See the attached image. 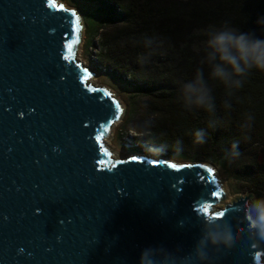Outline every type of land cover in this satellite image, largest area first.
I'll list each match as a JSON object with an SVG mask.
<instances>
[{
  "label": "water",
  "instance_id": "1",
  "mask_svg": "<svg viewBox=\"0 0 264 264\" xmlns=\"http://www.w3.org/2000/svg\"><path fill=\"white\" fill-rule=\"evenodd\" d=\"M80 21L56 0H0V264H138L149 246L184 257L205 219L237 240L203 264H264L251 193L223 203L206 163L111 156L103 138L122 109L75 58Z\"/></svg>",
  "mask_w": 264,
  "mask_h": 264
},
{
  "label": "trees",
  "instance_id": "2",
  "mask_svg": "<svg viewBox=\"0 0 264 264\" xmlns=\"http://www.w3.org/2000/svg\"><path fill=\"white\" fill-rule=\"evenodd\" d=\"M84 1L95 2L105 12L107 26L97 53L102 66L114 71L141 65L147 73L142 87L134 85L150 97L135 125L143 139L156 147L174 146L177 151L171 155L180 158L210 160L238 180L237 189L264 197V71L253 70L242 87L227 89L201 64L210 25L227 23L264 39V26L257 24L264 17V0ZM147 53L152 55L148 64L140 63ZM198 68L214 97L212 112L187 107L181 95V85L191 81ZM197 130L204 132L202 144L194 143ZM234 144L239 156L228 155Z\"/></svg>",
  "mask_w": 264,
  "mask_h": 264
},
{
  "label": "clouds",
  "instance_id": "3",
  "mask_svg": "<svg viewBox=\"0 0 264 264\" xmlns=\"http://www.w3.org/2000/svg\"><path fill=\"white\" fill-rule=\"evenodd\" d=\"M264 26V17L257 20ZM204 41V56L201 64H206L209 77L220 81L227 89L242 87L244 79L253 70L264 71V39L257 38L252 32H242L227 23L220 27L209 26ZM181 95L187 107L215 110L214 97L207 86L204 74L197 69L195 77L181 85ZM231 93L229 92V95ZM225 107H230L225 101ZM252 119L251 116L248 117ZM204 142L203 130L194 133V143ZM181 142L177 141L179 146ZM228 155L239 156L238 145L232 146ZM249 236L264 241V197L253 198L243 208ZM237 240V234L230 224L220 226L215 220L205 219L201 234L195 242L192 252L184 257H177L175 252L163 246H149L141 250L138 264H203L208 259V249L231 248Z\"/></svg>",
  "mask_w": 264,
  "mask_h": 264
},
{
  "label": "rangeland",
  "instance_id": "4",
  "mask_svg": "<svg viewBox=\"0 0 264 264\" xmlns=\"http://www.w3.org/2000/svg\"><path fill=\"white\" fill-rule=\"evenodd\" d=\"M59 2H61L64 7L75 10L80 17V24L83 28L81 29L80 43L78 44L75 58L78 61L81 60V63L86 65L91 72L95 73L94 77L86 81H91L90 84L92 85L107 87L109 92L113 93L111 95L117 100L119 105H122V113L119 121H117V124L112 130L109 129V139L103 138L104 145L111 149H115L113 152L114 155L111 156L121 159L128 155L150 153L149 155L154 158H165L174 163H206L211 165L217 179L223 181L226 192V198L223 200V203H230L229 200L231 197L246 192L252 194V199L255 198L251 190L237 189L236 187L239 184L238 180L228 175L227 171L220 165L213 164L210 160L203 158H180L171 155V153L177 151L174 150V146L161 145L163 143H159L156 147L147 143L146 139H143L144 133L138 132L135 128L140 114L146 109L147 102L150 99L149 95H146V92L138 90V88L142 87L144 78L147 80V77H143L145 75L147 76V73L145 74L141 65H138L136 68L124 66L121 70L116 69L113 71L105 65L102 66L99 62L97 53L101 49L100 34L107 26L105 25V12L100 8V5L93 1L84 0H56V4ZM151 56L150 53L143 55L140 57V63L148 64ZM113 74L115 77L119 76L120 79L113 78ZM134 85L138 88L136 89ZM186 151L188 150L186 149ZM195 153L196 152H193L192 154L194 155Z\"/></svg>",
  "mask_w": 264,
  "mask_h": 264
},
{
  "label": "snow or ice",
  "instance_id": "5",
  "mask_svg": "<svg viewBox=\"0 0 264 264\" xmlns=\"http://www.w3.org/2000/svg\"><path fill=\"white\" fill-rule=\"evenodd\" d=\"M75 23H76V25L78 26V23H79L78 18H77V20H76ZM71 49H72V44H69V45H68V50L71 51ZM173 167H175V166L173 165ZM205 210H206V209H205Z\"/></svg>",
  "mask_w": 264,
  "mask_h": 264
},
{
  "label": "bare ground",
  "instance_id": "6",
  "mask_svg": "<svg viewBox=\"0 0 264 264\" xmlns=\"http://www.w3.org/2000/svg\"><path fill=\"white\" fill-rule=\"evenodd\" d=\"M122 106V105H121ZM120 106V107H121ZM119 121V120H118ZM117 124V121H114L112 124H111V126H110V130H112V128L115 126Z\"/></svg>",
  "mask_w": 264,
  "mask_h": 264
}]
</instances>
